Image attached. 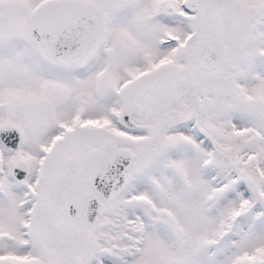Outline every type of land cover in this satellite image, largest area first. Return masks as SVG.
I'll list each match as a JSON object with an SVG mask.
<instances>
[{"label": "snow or ice", "instance_id": "snow-or-ice-1", "mask_svg": "<svg viewBox=\"0 0 264 264\" xmlns=\"http://www.w3.org/2000/svg\"><path fill=\"white\" fill-rule=\"evenodd\" d=\"M0 264H264V0H0Z\"/></svg>", "mask_w": 264, "mask_h": 264}]
</instances>
